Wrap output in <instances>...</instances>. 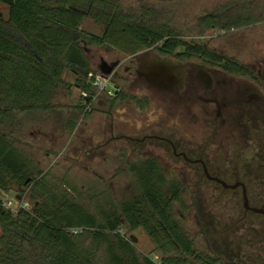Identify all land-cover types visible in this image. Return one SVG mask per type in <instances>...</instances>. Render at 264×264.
I'll return each mask as SVG.
<instances>
[{
    "label": "flooded vegetation",
    "instance_id": "flooded-vegetation-1",
    "mask_svg": "<svg viewBox=\"0 0 264 264\" xmlns=\"http://www.w3.org/2000/svg\"><path fill=\"white\" fill-rule=\"evenodd\" d=\"M53 2L82 20L77 46L90 66L88 79L94 81L89 82L92 93L83 96L85 103L89 98L94 102L97 80L113 91L107 97L111 100L103 102L108 121L94 123V135L121 142L129 151L126 172L134 179L128 165L152 160L165 177L193 178L240 194L242 220L250 213L264 221V213L246 209L243 202L245 195L248 208L264 212V0ZM116 109L155 120L119 128ZM102 160L96 163L100 169L95 178L121 173L115 170L110 176L107 158ZM176 182L180 195L190 185L200 187ZM135 193L133 189L126 197ZM196 211L194 217L205 224L201 209ZM248 235L264 240V230L262 237L248 227L238 242L219 244L225 259L219 263L264 264ZM132 237L128 239L135 247Z\"/></svg>",
    "mask_w": 264,
    "mask_h": 264
},
{
    "label": "trees",
    "instance_id": "trees-1",
    "mask_svg": "<svg viewBox=\"0 0 264 264\" xmlns=\"http://www.w3.org/2000/svg\"><path fill=\"white\" fill-rule=\"evenodd\" d=\"M0 6L8 9L0 17V192L29 206L11 211L0 196V264H218L175 220L179 184L154 161L128 165L136 195L116 204L94 184L80 193L72 178L39 170L25 154V126L57 111L55 96L70 87L66 74L83 93H92L94 81L77 46L81 18L53 0H0ZM78 107L66 120L68 134L86 108ZM125 225L128 232L142 229L153 252L139 255Z\"/></svg>",
    "mask_w": 264,
    "mask_h": 264
},
{
    "label": "rangeland",
    "instance_id": "rangeland-1",
    "mask_svg": "<svg viewBox=\"0 0 264 264\" xmlns=\"http://www.w3.org/2000/svg\"><path fill=\"white\" fill-rule=\"evenodd\" d=\"M0 13L3 18H6L8 9L5 6H0ZM65 79L70 87L67 90L59 89L55 96L54 106L57 111L42 120V123H29L25 126L22 139L26 145L21 146V148L36 163L39 170L45 172L50 170L57 176L67 175L76 183L82 194L88 189L87 185L94 184L96 191H107L113 201L118 203L124 195L125 197L130 195L131 191L135 190L137 186L135 180L126 172L125 166L128 157L131 156L129 151L123 147L121 142H108L105 136L97 139L94 135L96 127L94 123L100 121L101 118L106 122L108 121L103 115L107 111L103 102L111 99L107 98L108 96L105 93L96 91L94 102L88 105L83 100V96L87 93H81L79 89L73 87V76L66 74ZM98 103H101L103 108ZM78 106H85L86 108L83 109L82 114H76L75 128L71 134H68L66 120L70 118L75 109L79 108ZM99 108L104 110H97ZM113 114L119 128L121 126L129 127L133 124L139 127L146 120L148 122L155 120L152 115L145 118L144 115L137 112L128 116L126 110L120 109L114 110ZM192 133L190 131L189 135ZM105 144L106 146L103 147ZM101 148L103 150L98 151ZM103 158H107L105 163L108 165L110 176L115 170H120L121 173L113 178H95L96 170L100 169V167H96V163L104 162ZM166 178L169 181H183L186 186L192 183L200 186L197 189H190V185L186 189V193L181 194V203L178 202L179 206L178 204L172 206L175 219L186 231L189 238L193 240L198 251L215 258L219 257L225 261L218 248L223 241L233 239L238 242L237 238L243 233V230H247L250 226L254 227L263 237V216L248 213L245 217L246 221L242 220L244 213L241 207L240 194L224 192L214 184L193 178L187 180L173 179L170 176ZM3 196L8 200L16 201V204L19 203L14 194H3ZM79 201L87 202L85 198L84 201L82 198ZM26 207L29 208V206ZM198 208L201 209V214L205 216V224H202L200 216L194 217ZM209 222H212V224L210 225ZM224 230H227V232ZM123 231L127 233V236L133 235L136 238L137 243L134 245L139 255H149L153 252V245L146 239L142 231L128 232L126 227L123 228ZM247 238L256 241L255 247L259 259L264 262V240L258 242L257 238L254 239L251 235H248ZM254 250L253 248L249 252ZM155 256L156 254H153L152 258Z\"/></svg>",
    "mask_w": 264,
    "mask_h": 264
},
{
    "label": "built area",
    "instance_id": "built-area-1",
    "mask_svg": "<svg viewBox=\"0 0 264 264\" xmlns=\"http://www.w3.org/2000/svg\"><path fill=\"white\" fill-rule=\"evenodd\" d=\"M94 87L97 89L98 92H103L105 93L107 96H111L113 94V91L111 89H108V87H106V83L104 80H97L95 83H94ZM88 95H84V97H87ZM96 96H94L92 99H94ZM6 201L5 202V207L10 209L11 211H15L17 209H20L21 207H26L27 205L26 204H23L21 201H18L19 203L16 204V201H11L8 200V198L4 199Z\"/></svg>",
    "mask_w": 264,
    "mask_h": 264
},
{
    "label": "water",
    "instance_id": "water-1",
    "mask_svg": "<svg viewBox=\"0 0 264 264\" xmlns=\"http://www.w3.org/2000/svg\"><path fill=\"white\" fill-rule=\"evenodd\" d=\"M104 74L105 75H109V72H105ZM243 202H244V207L246 209H248V210H250L252 212H255V213H264V212L259 211V210H256V209L248 208V206H247V199H246L245 195H243ZM132 239H133L134 242H136V239L135 238L132 237Z\"/></svg>",
    "mask_w": 264,
    "mask_h": 264
},
{
    "label": "crops",
    "instance_id": "crops-1",
    "mask_svg": "<svg viewBox=\"0 0 264 264\" xmlns=\"http://www.w3.org/2000/svg\"><path fill=\"white\" fill-rule=\"evenodd\" d=\"M0 196L4 197L3 194L0 192Z\"/></svg>",
    "mask_w": 264,
    "mask_h": 264
}]
</instances>
